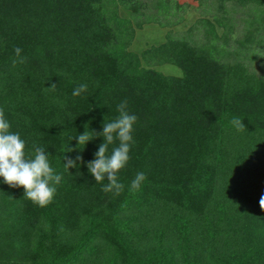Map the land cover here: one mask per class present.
I'll return each mask as SVG.
<instances>
[{
	"label": "trees",
	"instance_id": "1",
	"mask_svg": "<svg viewBox=\"0 0 264 264\" xmlns=\"http://www.w3.org/2000/svg\"><path fill=\"white\" fill-rule=\"evenodd\" d=\"M215 1L221 16L200 20L202 42L167 34L135 52L130 16H146L141 0H0V108L26 156L43 146L62 175L45 207L0 177V264H264V76L225 58L216 29L228 2L264 0ZM254 42L246 34L237 45ZM17 47L25 63L13 64ZM162 63L181 74L154 67ZM80 84L87 90L74 96ZM124 100L138 120L114 195L86 164L104 137L81 150L75 136L102 132ZM77 154L85 163L67 170L63 157ZM138 172L147 179L133 192Z\"/></svg>",
	"mask_w": 264,
	"mask_h": 264
},
{
	"label": "clouds",
	"instance_id": "2",
	"mask_svg": "<svg viewBox=\"0 0 264 264\" xmlns=\"http://www.w3.org/2000/svg\"><path fill=\"white\" fill-rule=\"evenodd\" d=\"M14 51L19 59L18 61L14 60L13 64L25 63L27 58L20 55L22 49L17 47ZM56 86L55 83H52L46 88L55 90ZM86 90L87 85L80 84L72 94L78 96ZM117 110L119 116L111 122L104 123L102 132L96 133L85 130L82 134L75 136L77 147L81 150L95 136L104 137V142L99 145L94 154L95 159L86 162V164L96 183H101L105 177L107 178L108 183L103 185V191L113 192L114 195H119L124 189V185L118 181V173L130 159L129 152L131 144L134 142L133 126L138 120L135 114H130L127 111V100L122 101L117 106ZM232 123L238 131H243L245 128L239 118L234 119ZM10 127L3 108H0V177L9 187L22 186L24 196L38 206L45 207L52 202L57 186L62 181V175L50 165L48 153L43 146L34 144V156H26L25 140L21 138L18 132H11ZM116 140L119 141L118 146L112 149L111 154H108L109 145ZM70 151L73 149L66 147L65 152ZM63 160L65 161L63 165L67 170L70 167L78 168L79 163H85L79 154L74 158L65 155ZM146 179L147 176L144 172H138L131 181V191H139ZM258 203L260 208H264V193L260 195Z\"/></svg>",
	"mask_w": 264,
	"mask_h": 264
},
{
	"label": "rangeland",
	"instance_id": "3",
	"mask_svg": "<svg viewBox=\"0 0 264 264\" xmlns=\"http://www.w3.org/2000/svg\"><path fill=\"white\" fill-rule=\"evenodd\" d=\"M145 3V17L133 18L129 12L119 8L120 14L130 16L135 28L134 38L129 49L141 52L152 44L165 40L167 34L174 37L189 39L199 43L204 40V27L200 20L209 19L213 23L215 17H220L215 0H141ZM159 1V5H157ZM228 21L225 28L217 26L219 36H227L223 44L225 58L243 60L251 70L264 76V11L263 7L238 6L226 4ZM141 21V26L137 23ZM215 24V23H214ZM246 34H252L255 42L247 48L237 45V40ZM156 69L171 75H180V69L170 63L154 65Z\"/></svg>",
	"mask_w": 264,
	"mask_h": 264
}]
</instances>
